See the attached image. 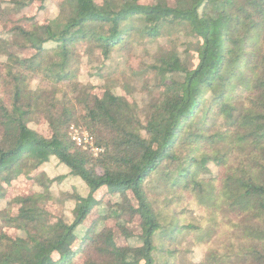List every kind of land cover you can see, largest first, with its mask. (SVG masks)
<instances>
[{
	"label": "trees",
	"instance_id": "1",
	"mask_svg": "<svg viewBox=\"0 0 264 264\" xmlns=\"http://www.w3.org/2000/svg\"><path fill=\"white\" fill-rule=\"evenodd\" d=\"M33 1L0 0V264H264V0H60L52 19L11 18ZM84 46L99 84L79 78ZM115 54L151 78L143 103L102 73ZM70 177L83 190L54 195Z\"/></svg>",
	"mask_w": 264,
	"mask_h": 264
},
{
	"label": "rangeland",
	"instance_id": "2",
	"mask_svg": "<svg viewBox=\"0 0 264 264\" xmlns=\"http://www.w3.org/2000/svg\"><path fill=\"white\" fill-rule=\"evenodd\" d=\"M59 3L60 0H50L46 1L44 4V8L42 10H39V5L40 2L39 0H35L31 2L29 6L26 8L22 9L18 13L11 14V18L13 20H17L18 17H20L23 14H26L27 16L34 15L39 21L44 20V19H52L56 17L59 12ZM4 6V5H3ZM4 8V7H3ZM4 10V9H3ZM8 27V26H7ZM6 27L5 28H0V34L5 33ZM3 35V34H2ZM17 36L16 35H11L5 40V44L8 45V48H11L13 51L18 52L16 47L14 46V42L16 40ZM165 43V40L160 38L157 42L153 41H147L145 43H140V40L133 42L134 44V54L140 58H142L145 61L150 60V57L154 55L155 53L159 52V50L164 47L163 45ZM5 45V46H6ZM83 50V55H82V63H81V75H80V80L83 81L84 83H92V84H99L100 80L95 78L93 76L94 72L96 71V67H98V61L100 59L98 49L89 46V47H80ZM19 55H28V52L26 51H21L18 52ZM124 60H126L124 57H120L118 55H114L113 60L108 62L106 64V67L102 69V73L109 76L113 77H119L121 76L120 80L124 83H128L130 86L133 87L135 90V96L139 103H143L145 100L148 98L145 95V92H150L151 91V85L152 81L149 76H145L143 73H138L137 71L131 73L129 68L125 66ZM107 73V74H106ZM138 73V74H137ZM107 76V77H109ZM32 128H35L44 134L47 132L46 126L43 124V119L40 116L37 123H32L30 124ZM74 126L75 128H79L81 130H85L88 134L89 132L87 129L80 124H71L68 128V135L70 131V127ZM92 136V135H91ZM70 137V136H69ZM93 137V136H92ZM94 156L98 154L97 153H92ZM44 171L49 177L57 178L59 176H62L63 174L66 173L65 168L58 164L55 160H51L49 163L44 165ZM56 181L53 186H52V191L54 195H58L60 191L63 190H68L72 188V185H75V187L79 190H83V187L80 182H77L73 178H65L64 180ZM25 181L24 179H20V181H16L13 186L9 189L8 196L12 197L16 195L20 190L24 188ZM3 204V203H1ZM53 211H60L56 206L53 207L52 205H49ZM15 210V207H14ZM64 216L66 218H69L70 214L68 211V208L64 210ZM9 233H13L11 230H8ZM202 255V251L199 248H194L193 252L189 255V259L192 261H198Z\"/></svg>",
	"mask_w": 264,
	"mask_h": 264
},
{
	"label": "built area",
	"instance_id": "3",
	"mask_svg": "<svg viewBox=\"0 0 264 264\" xmlns=\"http://www.w3.org/2000/svg\"><path fill=\"white\" fill-rule=\"evenodd\" d=\"M69 136L73 142L78 146H81L83 149H89L94 154L101 152V148L95 145L93 137L85 130L71 126Z\"/></svg>",
	"mask_w": 264,
	"mask_h": 264
}]
</instances>
